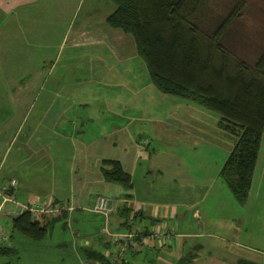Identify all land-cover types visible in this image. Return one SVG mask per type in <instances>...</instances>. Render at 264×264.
<instances>
[{"label":"crops","instance_id":"crops-1","mask_svg":"<svg viewBox=\"0 0 264 264\" xmlns=\"http://www.w3.org/2000/svg\"><path fill=\"white\" fill-rule=\"evenodd\" d=\"M117 10L110 0H0V85L9 90L11 108L3 127L8 129L0 124V252H12L0 256V264H110L118 250L114 236L127 231L148 235L163 227L174 231L172 241L162 243L155 234L129 245L125 264H264L257 256L264 252L242 242L246 236L253 241L259 225L264 229V174L257 176L264 165V137L243 206L220 175L233 141L221 131L219 117L158 91L134 38L109 26ZM54 25L62 57L49 67L43 35ZM59 68L60 77L52 79ZM19 74L33 77L21 82ZM88 83L92 90L121 88L124 93L79 100ZM161 101L172 110L166 121L185 110L193 120L197 117L198 135L207 136L203 127L213 125V141L201 140L199 149L182 152L197 151L214 166L219 161L222 181H207L208 169L199 168V175H193L189 160L186 170L177 172V157L164 142L175 139L177 130L168 131L156 115ZM1 103L0 115L5 107ZM37 105L41 117L33 116ZM19 122L26 124L22 128L31 124L17 130ZM177 135L191 136L181 129ZM143 139L146 146H141ZM108 162L120 163L131 186L106 177L113 169ZM101 196L116 202L109 217L94 211ZM37 203L68 210L39 217L47 234L36 242L15 231L13 221L23 215V206Z\"/></svg>","mask_w":264,"mask_h":264},{"label":"trees","instance_id":"trees-1","mask_svg":"<svg viewBox=\"0 0 264 264\" xmlns=\"http://www.w3.org/2000/svg\"><path fill=\"white\" fill-rule=\"evenodd\" d=\"M110 1L118 10L109 18V26L134 38L158 91L190 101L219 117L221 131L234 141L220 175L237 202L245 206L264 137V51L251 68L222 44L244 3L234 7L208 35L201 28L198 14L203 0ZM107 165L113 166L112 171L105 172L109 180L131 186L120 163ZM13 223L15 231L33 241L46 237L47 227L29 212ZM11 255L7 249L0 252V256Z\"/></svg>","mask_w":264,"mask_h":264},{"label":"rangeland","instance_id":"rangeland-1","mask_svg":"<svg viewBox=\"0 0 264 264\" xmlns=\"http://www.w3.org/2000/svg\"><path fill=\"white\" fill-rule=\"evenodd\" d=\"M240 3H244V5L241 6L240 9L236 12L234 16L236 18L233 19L234 21L233 26L227 31L226 35L223 38L222 44L226 48V50L230 51V53L235 55L238 60L244 62L246 65L252 68L256 65L257 61L259 60V58L261 57L264 51V0H203V5L199 10L198 14H199V19L203 26L201 28L204 30V32L208 33L209 35V33L213 32L221 24L222 20H224L231 14L234 7L239 6ZM57 28L58 26L56 25L50 26L48 31H46L45 29L46 34L43 35V39L44 38L46 39V42L45 41L44 42L47 44V47L44 49L45 51L44 56H50L48 58L49 67L53 66V64H55L56 62L57 57L61 55L59 39L56 37L58 35L55 33L53 35L52 33V29L57 30ZM33 29L36 30L37 27L34 26ZM60 29L62 30V27H60ZM37 32H35V34H37ZM66 54L67 51L64 52L62 63H60L61 65L63 64ZM61 57L62 55L60 56V59ZM0 71L2 72V68H0ZM61 71H62L61 68H59L58 72L53 76L52 79H56L57 77H60ZM27 76L33 77L32 74L18 75L21 82L24 81L25 77ZM81 78L82 80H87L88 76L82 75ZM3 85L4 84L2 83L0 85L1 87L0 100L2 101L1 104L5 105V107H3V110L0 115V124L2 126V129H8V127L6 128L3 127L7 124L6 120L8 118V115L11 113V108L9 107L10 98H9V90L6 91L7 89H5ZM95 85L96 83H91V87ZM89 86L90 83L87 84V88H85L84 90L82 89V91H80L81 95L79 97V100L93 101L98 97L102 99L106 98L104 94H108L110 96H119L122 93H124V90L121 88L109 89L108 91H106L101 89L92 90L89 89ZM120 90H122L123 92L119 93ZM67 96L70 95L68 94ZM39 101L40 100H38V103ZM164 102L163 104L161 103L160 105H157L159 112L156 113V115L157 114L160 115V117L162 118V122H165L166 123L165 125L168 126V131L172 133L173 131L177 130L176 132H173L176 133L177 136L175 139H169L167 141H164L167 144L168 148H170V150L174 153L175 157H177L175 159L176 162L174 161V165L176 163L177 169L179 168L177 172H184L186 170V167L184 166L185 161L189 160L192 161L191 162L192 168L190 171L192 172L193 175H199V168L203 170L208 169V172L210 173V177L207 181H222L219 179V170H221L219 161H216V165L214 166L215 163L211 164V162H208L207 164V161L202 160L203 159V157L201 156L202 154L198 155L197 151L185 150V152H182L183 149H189V148L199 149L198 143L201 140L207 142L213 141L212 136L215 137L216 135L215 134L216 131L213 130L214 128L213 125H211V127H209L208 125L203 127L204 131L208 134L207 136H202L201 134L198 135L196 132L199 129H194V126L198 127L199 125L197 117L196 120H193L194 118H191L188 115V112L185 110H183V112L180 113L179 115L175 116L174 119L171 118L169 119L170 121H166L168 120L166 119V115H169L172 110L171 107H169V105H167L166 102L165 103ZM29 109H31V106H28V108H26V112L25 110L24 112L23 111L21 112L23 118L29 114ZM40 109H41L40 106L38 105L36 107L34 106V110L32 109L34 111L33 116L35 115L37 117H41L42 113L40 114L39 112ZM51 114L53 113L51 112L50 115ZM206 121H208V118L206 119ZM30 124L31 123L28 122L27 128L30 126ZM25 125L24 122L17 123V130L18 129L27 130V128H22ZM187 125L190 126L189 129H187ZM171 126H178V127L176 129L175 127H171ZM180 129L184 132L186 131V133L190 134L191 136L182 137L180 135H177V132ZM11 130H14V124L11 127ZM195 136L199 137L200 139L198 140ZM146 143L147 140L143 139L141 142V146H146ZM232 143L234 144V141ZM222 148L225 149V147L223 146ZM226 148H228L227 144H226ZM179 158L182 159L183 164L181 165ZM262 161L264 162V140H263ZM3 167L4 164L2 161H0V173ZM214 173L217 174L215 175V178H212ZM261 173L264 174V165H262L258 170L257 176L259 178H263ZM5 175L6 177H8L9 171H5ZM56 207L58 208L57 205ZM262 220H263V216H262ZM258 230L259 233L256 234V237H252L253 241L250 240L249 236H246V238L242 239V242H244L243 244L246 245L249 244L251 246H256L259 250L264 252V235H263L264 229L259 225ZM0 241H2L1 238ZM257 256L260 258L261 262L264 261L263 254H257Z\"/></svg>","mask_w":264,"mask_h":264},{"label":"built area","instance_id":"built-area-1","mask_svg":"<svg viewBox=\"0 0 264 264\" xmlns=\"http://www.w3.org/2000/svg\"><path fill=\"white\" fill-rule=\"evenodd\" d=\"M147 145V143H146ZM116 202L109 197L101 196L97 198L94 211L96 213L102 214L105 217H109L116 210ZM68 210L66 206L60 205L58 208L53 204H32L30 206H23L21 209L22 214L31 213L34 219H38L39 217L48 216V217H56L59 213ZM135 220V215L132 216L129 224L133 225ZM164 230H160L156 233L151 234H142L141 232H130L127 231L125 234H120L114 236V242L118 246L117 252L111 257L110 264H125L126 260V248L129 245L137 244L138 242H147L149 241L155 234L158 235L159 239L162 243H166L172 241L175 237L174 231H170L167 228L163 227Z\"/></svg>","mask_w":264,"mask_h":264}]
</instances>
